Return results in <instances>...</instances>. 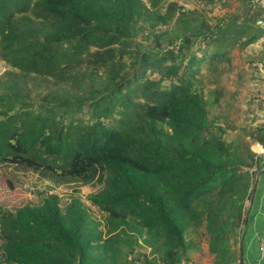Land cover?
Listing matches in <instances>:
<instances>
[{"label": "trees", "instance_id": "16d2710c", "mask_svg": "<svg viewBox=\"0 0 264 264\" xmlns=\"http://www.w3.org/2000/svg\"><path fill=\"white\" fill-rule=\"evenodd\" d=\"M237 2L255 27L240 37L175 0H0V162L100 170L84 199L103 213L53 193L0 209V264H191L203 243L211 264H237L264 121L227 142L235 127L207 106L220 92L197 86L203 63L264 37V6ZM31 81L48 88L32 98ZM139 242L148 254L129 258Z\"/></svg>", "mask_w": 264, "mask_h": 264}, {"label": "rangeland", "instance_id": "374dc122", "mask_svg": "<svg viewBox=\"0 0 264 264\" xmlns=\"http://www.w3.org/2000/svg\"><path fill=\"white\" fill-rule=\"evenodd\" d=\"M175 1L185 8H198L211 23L215 22V18L222 16L224 20L230 18L231 20L221 32L223 34L240 37L251 34L255 28L246 25L241 19L238 0H220L206 5L203 0L200 2L196 0ZM259 3L264 6V0H259ZM260 23H262L261 20L256 21V24ZM263 46L264 37H260L242 48L235 46L230 48L226 54L229 62L222 59L211 65L203 63L199 67L197 86L202 91L203 99L211 102L214 90L220 92L216 105L208 104V109L235 127L234 130H229L223 135L227 142L237 143L242 134L239 127L264 121V102H262L264 101V80H262L263 70L260 67ZM6 70L8 66L0 60V74ZM32 83L31 81L28 84V88L31 97L35 98L37 93L47 90L49 82L46 81V84L33 83L34 85ZM258 102H262V107L257 104ZM87 116L85 115L84 118ZM100 119L103 120V118ZM104 121L107 122V120ZM100 177L101 173L98 170L91 173L85 181H75L58 177L51 172L34 170L19 163L0 162V209L11 211L25 203L37 204L42 196L49 193L56 194L59 206L63 207L71 195H76L84 202L93 218L102 220L103 213L84 199L86 194L97 189ZM139 244L141 246H136L129 258L133 254L139 258L142 254H148V248L141 242ZM204 246L203 243L199 252L189 253L192 258L191 264H211Z\"/></svg>", "mask_w": 264, "mask_h": 264}, {"label": "crops", "instance_id": "0c3cea01", "mask_svg": "<svg viewBox=\"0 0 264 264\" xmlns=\"http://www.w3.org/2000/svg\"><path fill=\"white\" fill-rule=\"evenodd\" d=\"M250 149L254 153L255 164L249 168L254 173L251 193L245 205L248 215L242 239V256L243 264H252L257 260L264 264V259L259 260L257 252L258 242L264 238V162L258 157V153L264 151V146L253 143ZM204 250L206 252V245Z\"/></svg>", "mask_w": 264, "mask_h": 264}, {"label": "water", "instance_id": "95a60500", "mask_svg": "<svg viewBox=\"0 0 264 264\" xmlns=\"http://www.w3.org/2000/svg\"><path fill=\"white\" fill-rule=\"evenodd\" d=\"M245 214V218L243 220V226H242V233L239 237L238 240V256H237V264H243V256H242V239H243V235H244V230L246 229V224H247V212L244 213Z\"/></svg>", "mask_w": 264, "mask_h": 264}, {"label": "built area", "instance_id": "2783aa9c", "mask_svg": "<svg viewBox=\"0 0 264 264\" xmlns=\"http://www.w3.org/2000/svg\"><path fill=\"white\" fill-rule=\"evenodd\" d=\"M258 157L260 158V160H262V161L264 162V151L259 152V153H258ZM257 252H258V258H259V260L264 259V238L261 239V240L258 242V245H257ZM252 264H260V263H259L258 260H257V261H255V262L252 263Z\"/></svg>", "mask_w": 264, "mask_h": 264}]
</instances>
